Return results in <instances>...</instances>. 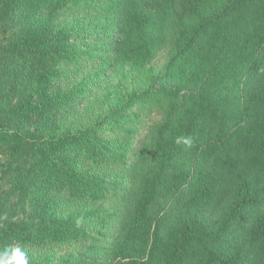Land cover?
Segmentation results:
<instances>
[{
  "label": "trees",
  "instance_id": "obj_1",
  "mask_svg": "<svg viewBox=\"0 0 264 264\" xmlns=\"http://www.w3.org/2000/svg\"><path fill=\"white\" fill-rule=\"evenodd\" d=\"M87 1L0 0V253L86 264L34 252L86 241L89 222L114 219L119 237L87 264H264V0L106 1L114 66L141 72L167 58L165 84L131 102L159 122L127 188L114 171L128 149L101 127L128 116L112 108L93 126H69L89 84L69 88L85 54L78 24L60 16Z\"/></svg>",
  "mask_w": 264,
  "mask_h": 264
},
{
  "label": "rangeland",
  "instance_id": "obj_2",
  "mask_svg": "<svg viewBox=\"0 0 264 264\" xmlns=\"http://www.w3.org/2000/svg\"><path fill=\"white\" fill-rule=\"evenodd\" d=\"M106 1L88 0L78 7L79 10H69L68 13L60 16L62 22H69V26L78 24L75 37L79 48L85 54L75 67H69V88L79 83L82 78L89 84L83 102L77 103L74 110L69 113V126L74 130L93 126L100 116L108 117L112 108L113 111H120L121 114L128 116L127 120L120 122L117 128H112L107 122L101 127L105 137L113 140L112 142H116L117 145L123 144L128 149L130 155L127 167L114 171L122 180L123 187L127 188L130 185V175L127 170L136 158L140 142L151 134L159 122L156 112H150L143 105L139 103L134 105L131 102L132 99L135 102L140 94L151 92L165 84L164 67L167 58L166 53L161 52L141 72L131 71L129 67L114 66V54L109 52L114 50L113 44L118 30L107 12ZM154 77L161 78L153 81ZM127 122L130 123L128 126ZM129 129L136 130L132 141L129 137L130 131L126 133ZM76 205L77 210L81 212L89 210V207H97L77 203ZM99 207L113 209L114 205H99ZM101 222L95 220L88 223L90 238L86 241L49 244L34 253L39 258H49L53 261L60 258H74L78 262L83 261L87 264L93 257L105 260L104 257L110 246L120 235L121 227L119 221L114 219L106 226Z\"/></svg>",
  "mask_w": 264,
  "mask_h": 264
},
{
  "label": "clouds",
  "instance_id": "obj_3",
  "mask_svg": "<svg viewBox=\"0 0 264 264\" xmlns=\"http://www.w3.org/2000/svg\"><path fill=\"white\" fill-rule=\"evenodd\" d=\"M175 143H183L187 147L192 146V139L186 137H177ZM0 264H29L26 253L19 247H7L0 253Z\"/></svg>",
  "mask_w": 264,
  "mask_h": 264
}]
</instances>
